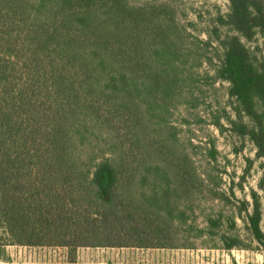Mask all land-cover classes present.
Segmentation results:
<instances>
[{
	"label": "trees",
	"instance_id": "1",
	"mask_svg": "<svg viewBox=\"0 0 264 264\" xmlns=\"http://www.w3.org/2000/svg\"><path fill=\"white\" fill-rule=\"evenodd\" d=\"M227 2L201 40L171 0H0V249L264 253V0ZM218 83L210 125L254 146L243 181L261 161L244 198L184 136Z\"/></svg>",
	"mask_w": 264,
	"mask_h": 264
},
{
	"label": "rangeland",
	"instance_id": "2",
	"mask_svg": "<svg viewBox=\"0 0 264 264\" xmlns=\"http://www.w3.org/2000/svg\"><path fill=\"white\" fill-rule=\"evenodd\" d=\"M137 1V0H134ZM168 1V0H167ZM170 1V0H169ZM178 9V17L190 32L201 40H206L214 28L218 14L228 8L227 0H171ZM216 46L215 41H213ZM252 49L264 52V38L258 37L249 44ZM216 56L214 47L208 51ZM227 85L218 83L211 88L210 99L206 105L195 112L194 116L204 117L206 124L192 126V131L185 129L184 136L191 138L195 145L209 149L214 145L218 151V161L212 172L222 176L221 187L229 190L235 184L238 198L249 195L251 188H256L261 177V161L255 160L250 174L242 180L248 166V158L255 159L254 146L243 141L231 132L220 133L210 125V114L229 107ZM229 110V108H228ZM191 118L196 123L195 117ZM241 151H237L240 150ZM202 162L201 168L206 167ZM244 191H241L239 184ZM211 205L206 206L207 213ZM264 206V200H263ZM264 230V222H263ZM205 240L192 241L198 249H141V248H82L77 252L75 264H264V253L254 244L248 250L226 251L211 247ZM205 244V245H203ZM197 246V245H196ZM0 264H71L68 250L65 248H42L7 246L0 249Z\"/></svg>",
	"mask_w": 264,
	"mask_h": 264
}]
</instances>
